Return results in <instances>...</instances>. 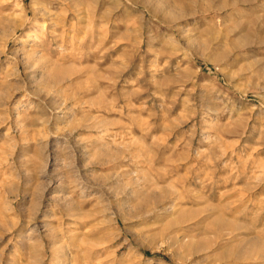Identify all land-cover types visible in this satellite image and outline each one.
Here are the masks:
<instances>
[{
	"label": "rangeland",
	"instance_id": "rangeland-1",
	"mask_svg": "<svg viewBox=\"0 0 264 264\" xmlns=\"http://www.w3.org/2000/svg\"><path fill=\"white\" fill-rule=\"evenodd\" d=\"M0 264H264V0H0Z\"/></svg>",
	"mask_w": 264,
	"mask_h": 264
},
{
	"label": "bare ground",
	"instance_id": "bare-ground-1",
	"mask_svg": "<svg viewBox=\"0 0 264 264\" xmlns=\"http://www.w3.org/2000/svg\"><path fill=\"white\" fill-rule=\"evenodd\" d=\"M243 2H247V0H242Z\"/></svg>",
	"mask_w": 264,
	"mask_h": 264
}]
</instances>
